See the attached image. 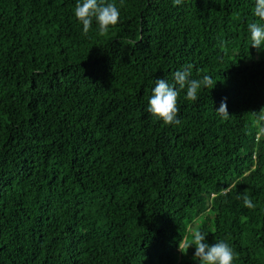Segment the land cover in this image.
<instances>
[{"label": "trees", "instance_id": "obj_1", "mask_svg": "<svg viewBox=\"0 0 264 264\" xmlns=\"http://www.w3.org/2000/svg\"><path fill=\"white\" fill-rule=\"evenodd\" d=\"M78 2L0 0V264H199L196 230L264 264L256 0H105L103 35ZM188 64L216 85L165 125L149 97Z\"/></svg>", "mask_w": 264, "mask_h": 264}, {"label": "clouds", "instance_id": "obj_2", "mask_svg": "<svg viewBox=\"0 0 264 264\" xmlns=\"http://www.w3.org/2000/svg\"><path fill=\"white\" fill-rule=\"evenodd\" d=\"M183 0H173L174 5H180ZM74 15L83 26V33L87 35L95 20L98 25V31L101 35L107 33L110 27L118 24L120 10L115 3H106L105 0H80L75 5ZM254 15L259 21H264V0H256ZM252 47L258 51L264 50V23L253 22L249 26ZM192 65L183 66L180 70L173 73L174 83L169 84L165 78L157 79L152 95L149 97L147 111L155 118L161 120L165 125L179 124L177 118L179 113L178 98L180 90L186 89V99L196 101L198 91L201 88H214L216 83L213 79L204 75L202 79H192ZM178 85V88H177ZM218 115L228 118L226 100L221 102L219 109L216 110ZM264 112V110H261ZM243 204L245 207L252 209L255 205L248 195H243ZM195 248L194 259L199 264H233L235 253L230 245L224 241L214 244L206 242L205 235L196 230L193 233L189 248ZM179 249L185 254L182 245Z\"/></svg>", "mask_w": 264, "mask_h": 264}, {"label": "rangeland", "instance_id": "obj_3", "mask_svg": "<svg viewBox=\"0 0 264 264\" xmlns=\"http://www.w3.org/2000/svg\"><path fill=\"white\" fill-rule=\"evenodd\" d=\"M192 233H193V230H192Z\"/></svg>", "mask_w": 264, "mask_h": 264}, {"label": "built area", "instance_id": "obj_4", "mask_svg": "<svg viewBox=\"0 0 264 264\" xmlns=\"http://www.w3.org/2000/svg\"><path fill=\"white\" fill-rule=\"evenodd\" d=\"M258 137V136H257Z\"/></svg>", "mask_w": 264, "mask_h": 264}]
</instances>
